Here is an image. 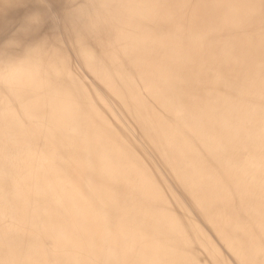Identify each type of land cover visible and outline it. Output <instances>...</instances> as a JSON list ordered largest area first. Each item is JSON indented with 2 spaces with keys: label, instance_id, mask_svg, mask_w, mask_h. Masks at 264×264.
Returning a JSON list of instances; mask_svg holds the SVG:
<instances>
[{
  "label": "bare ground",
  "instance_id": "obj_1",
  "mask_svg": "<svg viewBox=\"0 0 264 264\" xmlns=\"http://www.w3.org/2000/svg\"><path fill=\"white\" fill-rule=\"evenodd\" d=\"M0 264H264V0H0Z\"/></svg>",
  "mask_w": 264,
  "mask_h": 264
},
{
  "label": "rangeland",
  "instance_id": "obj_2",
  "mask_svg": "<svg viewBox=\"0 0 264 264\" xmlns=\"http://www.w3.org/2000/svg\"><path fill=\"white\" fill-rule=\"evenodd\" d=\"M70 63H71V67L73 69L76 66V62H75L73 57L70 58Z\"/></svg>",
  "mask_w": 264,
  "mask_h": 264
},
{
  "label": "snow or ice",
  "instance_id": "obj_3",
  "mask_svg": "<svg viewBox=\"0 0 264 264\" xmlns=\"http://www.w3.org/2000/svg\"><path fill=\"white\" fill-rule=\"evenodd\" d=\"M40 21H39V19L38 18H36V19H34L33 21H32V23H39Z\"/></svg>",
  "mask_w": 264,
  "mask_h": 264
}]
</instances>
